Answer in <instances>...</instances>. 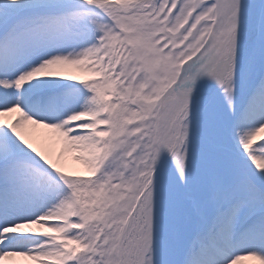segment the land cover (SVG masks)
Wrapping results in <instances>:
<instances>
[{
  "label": "snow or ice",
  "instance_id": "6c2138e0",
  "mask_svg": "<svg viewBox=\"0 0 264 264\" xmlns=\"http://www.w3.org/2000/svg\"><path fill=\"white\" fill-rule=\"evenodd\" d=\"M249 262L264 0H0V264Z\"/></svg>",
  "mask_w": 264,
  "mask_h": 264
},
{
  "label": "bare ground",
  "instance_id": "6f19581e",
  "mask_svg": "<svg viewBox=\"0 0 264 264\" xmlns=\"http://www.w3.org/2000/svg\"><path fill=\"white\" fill-rule=\"evenodd\" d=\"M77 75H81V74L77 73ZM48 135H50V133H48L47 130L40 129V130L37 131V137H38V139H35L33 142H34V143H37L38 146H39V145H40V140H39V138L46 137V136H48ZM30 138H31V137H30ZM72 166H73L74 168H80V167H81L79 164H75V163H73ZM249 264H252V262H249Z\"/></svg>",
  "mask_w": 264,
  "mask_h": 264
}]
</instances>
